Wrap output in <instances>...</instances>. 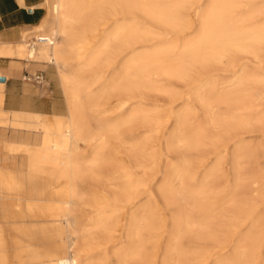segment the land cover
I'll list each match as a JSON object with an SVG mask.
<instances>
[{
    "label": "rangeland",
    "instance_id": "1",
    "mask_svg": "<svg viewBox=\"0 0 264 264\" xmlns=\"http://www.w3.org/2000/svg\"><path fill=\"white\" fill-rule=\"evenodd\" d=\"M212 1L161 0L165 7L179 3L177 11L180 21L193 22V28L181 34L174 30L173 25L153 20L136 8L131 9L123 4L114 7V20L106 25V32L114 26V31L124 29L125 33L114 40V68H102L105 70L104 78L98 82L93 76L96 71L84 74L87 85L93 92H104L100 98L101 106L98 109H88L86 118L90 133L106 131L114 125V132L111 133H120L122 141L109 139L106 148L100 151L97 162L89 161L94 153V146L83 144V176L77 182L82 191L81 196L86 198L97 186L118 191L119 187L130 180L127 174L131 173L134 180H140L143 182L141 184L153 192L139 202L140 205L149 201L147 213L153 225L158 223L160 212L165 214L168 226H172V218L177 215L184 222L188 220L191 223L190 226L184 223L180 227L184 232L183 236L185 235L181 242L194 247L197 264L205 262L207 252L216 247L219 240L227 237L229 240L232 238L228 246L210 257L208 264H264V194L259 195L264 190V125L253 123L238 130V133L227 134L225 130L229 120L232 122L244 110L249 111L248 105L251 114L264 113V84H249L247 89L238 87L237 84L242 75L256 73L255 75L264 77V44L260 45V59L234 51L224 57L222 63L197 62L185 78L158 74L148 77L137 68H131L129 83L137 75L140 84H132L126 88L117 85L120 84L119 75L124 73L134 59L140 57L139 62H144L159 50L193 38L199 32L201 18ZM44 2L45 0L39 6V26L45 23L50 14V9ZM236 2L237 13L251 11L252 21L264 23V0ZM38 29L30 35L38 34L42 37L43 34L38 33ZM142 31L148 34L161 33V36L148 39ZM104 35L91 34L89 49L100 45ZM170 53L166 62L178 58V48ZM107 58L106 53L103 59ZM38 66L47 69V79L52 80L51 88L59 99L56 112L67 113L60 68L53 63L47 67ZM112 74L116 83L114 90H105V80ZM238 96L245 97L247 103H234ZM222 98L228 99V102H223ZM208 101H212L210 107ZM180 111L187 114V121L181 132L176 131L175 122ZM214 115L218 119L217 123L211 122L210 117ZM224 119L225 122H222ZM199 129L201 131L198 132ZM163 133L166 138H162ZM181 139L185 141L181 142ZM196 139V144L187 143ZM96 175L100 177L99 181L94 178ZM142 187L141 185L139 189ZM161 188L166 191L164 195L160 192ZM202 189L210 191L212 195L209 199L199 200L197 195ZM226 203L228 205L224 206ZM253 207L256 210L248 218L249 209ZM131 212L129 210L125 215L126 225ZM139 216L141 218L142 214ZM62 218H65L61 220L67 222L70 231L68 219L65 215ZM240 223L241 228L235 232ZM187 239L189 240L186 241ZM41 251L46 255L51 253L49 248ZM41 264L49 263L46 261Z\"/></svg>",
    "mask_w": 264,
    "mask_h": 264
},
{
    "label": "bare ground",
    "instance_id": "2",
    "mask_svg": "<svg viewBox=\"0 0 264 264\" xmlns=\"http://www.w3.org/2000/svg\"><path fill=\"white\" fill-rule=\"evenodd\" d=\"M44 3L48 5L50 14L38 29V33H42L43 36L37 34L32 39L25 38L18 48L23 56L47 61L60 68V79L66 94L68 111L57 112L52 117H41L36 128H21V133L15 142L5 140L6 149L24 153L27 171L13 176L15 179L12 185L4 189L24 195L26 199L30 193L42 196L51 188V181H38L37 177L43 171L37 170L36 167L46 165L56 168L50 171L53 173L57 188L51 191L49 201L42 203L31 200L29 210L32 217L50 216L57 219L65 215L68 219L71 229L68 230L71 255L59 260L58 264H197L194 247L181 242L185 235L183 236L184 232L180 227L182 224L184 226V223L190 226L191 223L188 220L184 222L183 218L177 215L172 218L170 227L165 214L160 212L158 223L153 225L147 213L149 201L139 205L141 200L151 196L153 192L141 184L143 182L140 180H134L131 173L127 174L130 180L119 187L118 191L114 192V189L106 186H97L86 198L81 196L82 191L77 182L83 176L81 170L84 158L81 156L83 144L94 146V153L89 161L97 162L100 151L109 139L116 138L122 141L120 133H111L114 132V125L109 130L90 133L86 118L88 109H98L101 106L100 98L104 92L102 94L93 92L87 85L84 74L91 70L96 71L93 74L95 81H101L105 73L102 68L106 70L114 68V40L125 33L124 29L114 31V26L106 32V25L114 20V7L123 4L131 9L136 8L153 20L173 25L174 30L179 34L192 29L193 22L180 21L177 11L180 4L177 2L171 7H165L161 0H45ZM236 9V0H213L201 18L199 32L193 38L183 40L181 44L176 41L177 44L157 51L144 62H139L140 57L134 59V62L128 64L124 73L119 75L120 84L117 85L126 88L132 84H140L137 75L134 76V81L129 83L131 68H137L148 77L158 74L185 78L197 62L220 63L224 57L234 51L258 57L262 47L260 45L264 44V23L252 21L251 11L240 14ZM103 33L105 34L103 42L89 49L90 35ZM142 34L148 39L161 36V33L148 34L145 31H142ZM176 48H178V58L166 62V57L171 55L170 51ZM106 53L108 58L104 60ZM255 74L239 76L238 87L247 89L246 86L249 84H264V77ZM105 82V90H114L116 85L114 74ZM224 93L226 95V91ZM204 100L206 104V99ZM222 101L228 102V99L222 98ZM234 103L244 105L247 102L245 97L238 96L235 97ZM208 105L210 107L212 101H208ZM248 107L249 111L244 110L232 122L229 120L225 129L227 134L238 133V130L253 123L264 125V113L255 115L251 111V114V108L249 105ZM210 118L212 123H217L218 119L215 115ZM186 121V112L180 111L175 119L176 131L181 132ZM222 122H225V119ZM200 129L198 132L201 131ZM164 137L166 138L165 133L162 135V138ZM187 143L190 145L198 142L196 139ZM94 178L96 181L100 180L98 175ZM141 185L143 187L139 189ZM160 192L164 195L166 191L161 188ZM262 194L264 190L259 192V195ZM211 195L209 190L202 189L199 190L197 197L200 201H204ZM227 205L226 203L224 206ZM129 210L132 212L126 225L124 219ZM255 210V207L249 209L248 218ZM139 214H142L141 218ZM241 226V223L237 224L235 232H238ZM256 227L258 228V225ZM188 235L190 236L189 233ZM227 238L219 240V244L207 252L205 262L202 264H208L210 257L228 246L232 238L230 240Z\"/></svg>",
    "mask_w": 264,
    "mask_h": 264
},
{
    "label": "crops",
    "instance_id": "3",
    "mask_svg": "<svg viewBox=\"0 0 264 264\" xmlns=\"http://www.w3.org/2000/svg\"><path fill=\"white\" fill-rule=\"evenodd\" d=\"M43 1L0 0V76L5 77L0 81V264H58L71 255L67 224L62 221L65 218L32 217L29 210V201L47 203L51 191L56 190L50 173L55 167H36L43 171L38 181H51V188L42 196L30 193L26 199L4 189L12 185L13 176L27 171L24 153L6 149L5 140L15 142L21 128H36L41 117L57 114L59 99L51 88L52 80L47 79V69L38 66L50 63L23 56L18 48L25 38L34 37L30 34L40 24L39 6ZM39 71L47 84L24 79L26 72ZM44 248L51 253L44 254Z\"/></svg>",
    "mask_w": 264,
    "mask_h": 264
},
{
    "label": "built area",
    "instance_id": "4",
    "mask_svg": "<svg viewBox=\"0 0 264 264\" xmlns=\"http://www.w3.org/2000/svg\"><path fill=\"white\" fill-rule=\"evenodd\" d=\"M24 79L33 81L38 84H42L45 81V77L42 71L39 72H26L24 75Z\"/></svg>",
    "mask_w": 264,
    "mask_h": 264
},
{
    "label": "water",
    "instance_id": "5",
    "mask_svg": "<svg viewBox=\"0 0 264 264\" xmlns=\"http://www.w3.org/2000/svg\"><path fill=\"white\" fill-rule=\"evenodd\" d=\"M0 81H5V77L0 76Z\"/></svg>",
    "mask_w": 264,
    "mask_h": 264
}]
</instances>
